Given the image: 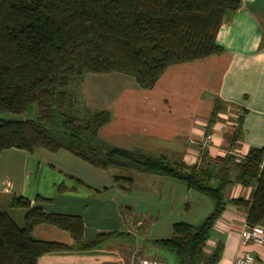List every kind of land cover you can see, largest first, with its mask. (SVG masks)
Returning a JSON list of instances; mask_svg holds the SVG:
<instances>
[{"label": "trees", "instance_id": "1", "mask_svg": "<svg viewBox=\"0 0 264 264\" xmlns=\"http://www.w3.org/2000/svg\"><path fill=\"white\" fill-rule=\"evenodd\" d=\"M240 5L241 0H0V113L20 114L37 105L35 118L0 117V153L65 150L95 168L136 170L184 183L208 197L212 210L198 224L174 222L168 236L149 243L173 252L178 264H217L223 241L210 251L206 246L228 202L245 210L248 226L264 225V146L249 147L242 159L224 154L209 160L205 151L199 162L189 163L111 145L99 136L111 112L90 107L79 88L86 73L116 72L150 89L173 64L223 53L218 31L226 14ZM225 110L216 96L207 132ZM236 110L240 115L227 137L230 147L242 137L243 111ZM112 179L121 190L133 188L131 177ZM233 183L254 187L251 197L226 200L224 190ZM56 189L76 186L61 182ZM35 201L50 199L37 195ZM10 208L24 211V224L0 210V264H37L44 253L91 249L115 233L100 231L85 239L80 215L47 212L23 196L13 195ZM37 224L67 231L74 244L35 238Z\"/></svg>", "mask_w": 264, "mask_h": 264}, {"label": "crops", "instance_id": "2", "mask_svg": "<svg viewBox=\"0 0 264 264\" xmlns=\"http://www.w3.org/2000/svg\"><path fill=\"white\" fill-rule=\"evenodd\" d=\"M217 42L224 47L223 53L169 66L152 88L144 89L146 92L135 91L129 97H118L120 99L115 102L117 96L111 97V108L106 109L111 112V121L116 117L118 122L111 132L122 143H114L107 136L102 140L142 152L162 150L161 154L168 157L178 156L179 160L185 162H199V142L207 132L210 115L207 118L197 117L194 111L196 107H203L200 98L197 99L193 92L200 86L209 91L212 104L216 96L226 104V110L215 122L219 129L214 131L213 144L206 150L209 160L226 154L230 149L227 133H230L240 114L237 108L243 111V120L242 137L235 147L246 153L251 146H264V0H241L236 11L226 14L217 34ZM170 97L181 98L186 104L176 118H184L188 114L195 117L188 126L185 144L166 149L159 143L157 135L162 134L163 126L167 123L165 118L170 114H167ZM227 115L234 117L229 126L219 120ZM145 116L147 122L143 123L140 119ZM73 157L65 150H3L0 153V210L16 211L10 208L11 198L13 195L23 196L32 205H39L47 212L80 215L84 222L85 239H91L100 231L115 232L91 249L74 248L44 253L38 257L37 264H132L135 258L148 252L138 236L144 222L141 218L132 219L133 212L137 213L138 210H135L134 203L125 201L134 198V195H126L134 191L135 180L131 177L134 181L131 191L121 190L113 185V179L107 176L106 170L79 162L82 160ZM214 165L213 162L210 164L211 167ZM147 174L150 175L149 184L154 188L142 197L145 209L141 212L145 213L151 229L148 243L150 239L168 236L174 222L198 224L212 210L213 205L208 197L189 190L184 183ZM74 178L82 183H77ZM61 182L68 187L76 186V189L59 192L56 186ZM253 190L252 186L233 183L224 190V198L249 199ZM37 195L50 201L36 202ZM123 203L132 222L124 218ZM1 206H8V209H1ZM245 220L244 209L230 202L226 204L206 246V250L210 251L217 240L223 241L222 255L217 264H232L236 256L245 251L250 252L258 264H264V245L254 242L240 244L239 232ZM32 235L40 240L74 244L67 231L47 224L34 225Z\"/></svg>", "mask_w": 264, "mask_h": 264}, {"label": "rangeland", "instance_id": "3", "mask_svg": "<svg viewBox=\"0 0 264 264\" xmlns=\"http://www.w3.org/2000/svg\"><path fill=\"white\" fill-rule=\"evenodd\" d=\"M187 85V84H186ZM190 85V84H189ZM116 90V91H115ZM179 91V89H176ZM80 95L86 101V103L95 109H106L111 108V104L113 101H111V97L117 96L118 97H125L130 94H133L135 91L139 92H146V90L140 88L137 83L134 81V79L129 76L122 73H116V72H110L105 74H95V73H86L84 74L83 83L79 88ZM194 95L197 96V99L200 98L201 102L203 103V107L200 109L198 107L194 108V111H196L197 117H205L207 118L211 108H212V102L210 100L211 96L208 90H206L204 87L198 86L194 91ZM175 100L178 102L176 103ZM170 103L168 104L169 114L166 116L167 123L163 126L162 134L158 136L159 143L165 147L166 149H170L174 147L175 145H181L185 144L186 142V136H187V130L188 126L191 124V121H194L195 115L192 117L190 114L187 116L176 118L175 116L177 114H180L179 111L181 109H185L186 104L185 101L181 98H175L170 97L169 99ZM192 108H190V111ZM145 111V110H144ZM207 111V114L205 112ZM37 115V105L36 103H32L28 106L27 110L20 114H14L10 112H4L0 113V117L5 119H31L35 118ZM232 116L227 115L225 117H220L221 123H223L226 126H229V122L234 121ZM222 119V120H221ZM115 121V122H114ZM140 121L147 122L146 116L144 118H141ZM111 123H108L104 125L99 132V136L101 139H104V137H111V141L116 143H122L119 139H117L114 135V132H111V129L116 125L117 119H113V121L110 120ZM115 123V124H114ZM232 130H230L231 132ZM111 133V134H110ZM229 134V133H227ZM111 143V142H110ZM46 150V149H45ZM144 152L152 155H160L163 153L162 150H155L149 152V150H143ZM166 153H169L166 151ZM73 156V155H72ZM75 157V156H74ZM73 157V158H74ZM77 158V157H75ZM169 159L171 160H179L178 156L173 157L170 156ZM77 160V159H76ZM83 162V161H79ZM107 176L112 179L113 175H124L132 177L135 180V189L131 194L128 195H134V198L132 200L126 199L125 201H128L127 203L133 204L135 210H138L137 213L133 212L132 219L141 218L144 222L143 226L139 229L138 236L140 238V243H144L148 249V252H145L144 257H156L160 258L165 261L166 264H178L177 259L173 252L164 250V249H153L148 243L149 234L151 232V229L148 225L145 213L141 212V210L145 209V201L143 200V196H145L146 192L148 190H153L154 188L150 186L149 174L138 172L136 170H123L120 168H109L106 171ZM151 187V188H150ZM1 195H0V201H1ZM142 198V199H141ZM135 201V202H133ZM122 213L124 214V218H129L128 214L129 212H126L125 203H123ZM1 209H8V206H1ZM5 207V208H4ZM20 210V211H19ZM12 217L15 219L16 223L19 226H22L24 224V211L22 209H16L14 212H10ZM128 222H132V220H127ZM122 234V233H121ZM125 234V233H123Z\"/></svg>", "mask_w": 264, "mask_h": 264}, {"label": "built area", "instance_id": "4", "mask_svg": "<svg viewBox=\"0 0 264 264\" xmlns=\"http://www.w3.org/2000/svg\"><path fill=\"white\" fill-rule=\"evenodd\" d=\"M216 126L217 124L214 123L211 126L210 131L205 133L203 138L199 142L198 156L201 157L202 154L212 146L214 139L213 138L214 131L219 129ZM226 154H232L237 159H242L245 156V153H242L235 146L230 147V149L226 152ZM239 235H240V244L242 245L248 244L250 242L264 245V225L256 224L253 226H248L245 222L239 232ZM132 264H166V263L161 259L139 256L133 260ZM232 264H258V263L250 252L245 251L242 252L240 255H237Z\"/></svg>", "mask_w": 264, "mask_h": 264}]
</instances>
